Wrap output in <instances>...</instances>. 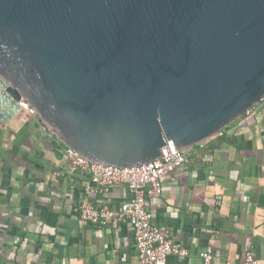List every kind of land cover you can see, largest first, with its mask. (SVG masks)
<instances>
[{"label":"water","instance_id":"95a60500","mask_svg":"<svg viewBox=\"0 0 264 264\" xmlns=\"http://www.w3.org/2000/svg\"><path fill=\"white\" fill-rule=\"evenodd\" d=\"M264 96V0H0V119L23 98L60 145L130 166Z\"/></svg>","mask_w":264,"mask_h":264},{"label":"crops","instance_id":"0c3cea01","mask_svg":"<svg viewBox=\"0 0 264 264\" xmlns=\"http://www.w3.org/2000/svg\"><path fill=\"white\" fill-rule=\"evenodd\" d=\"M222 131L186 147V161L161 177L148 204L153 223L189 250L165 264H204L208 244L209 264H240L247 249L264 264V102ZM55 140L23 109L0 119V264H139L127 222L97 226L77 212L83 200L117 207L130 190L87 192L89 174L71 173Z\"/></svg>","mask_w":264,"mask_h":264},{"label":"built area","instance_id":"2783aa9c","mask_svg":"<svg viewBox=\"0 0 264 264\" xmlns=\"http://www.w3.org/2000/svg\"><path fill=\"white\" fill-rule=\"evenodd\" d=\"M261 101L264 102V96ZM19 104L21 110L35 114L23 98ZM250 110L251 108L245 113H249ZM222 130L212 135H222ZM63 150L71 173L89 174L90 182L85 187L87 192L109 191L115 185L124 184L132 194L117 207L107 204L97 206L83 200L77 206L81 219L97 226L110 223L116 227L120 222H127L133 229L139 264H165L166 258L171 254L180 258H185L189 254L188 248L173 238L168 226L153 223V213L148 209L149 202L159 197L162 192L161 177L186 161L185 148H177L154 159L130 166L93 161L68 146H63ZM213 255L212 244H208L199 252L204 264H209ZM240 264H259L255 252L247 249Z\"/></svg>","mask_w":264,"mask_h":264},{"label":"trees","instance_id":"16d2710c","mask_svg":"<svg viewBox=\"0 0 264 264\" xmlns=\"http://www.w3.org/2000/svg\"><path fill=\"white\" fill-rule=\"evenodd\" d=\"M55 144H56L57 146H60V143L58 142L57 139L55 140Z\"/></svg>","mask_w":264,"mask_h":264}]
</instances>
